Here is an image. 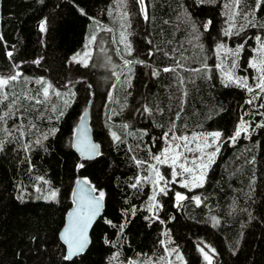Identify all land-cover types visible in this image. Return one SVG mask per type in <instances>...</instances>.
<instances>
[{
	"label": "trees",
	"instance_id": "obj_1",
	"mask_svg": "<svg viewBox=\"0 0 264 264\" xmlns=\"http://www.w3.org/2000/svg\"><path fill=\"white\" fill-rule=\"evenodd\" d=\"M143 5L147 18L138 0H0V68L18 71L6 98L0 94V264H127L165 257L167 246L180 249L186 264H209L205 250L217 264H264V92L249 67L259 58L256 37L264 41V0ZM120 18L133 60L120 77L114 47L110 66L70 59L93 21L113 31L96 35H115ZM221 44L243 49L233 56L218 51ZM234 60V77L247 78L252 92L226 86ZM86 108L99 144L92 159L71 145ZM241 118L247 131L233 142ZM205 130L223 135L203 185L180 188V203L165 187L152 203L144 179L152 156L166 138ZM77 177L104 192V207L86 251L66 260L58 232ZM37 185L55 189L56 198L35 197Z\"/></svg>",
	"mask_w": 264,
	"mask_h": 264
},
{
	"label": "snow or ice",
	"instance_id": "obj_2",
	"mask_svg": "<svg viewBox=\"0 0 264 264\" xmlns=\"http://www.w3.org/2000/svg\"><path fill=\"white\" fill-rule=\"evenodd\" d=\"M123 2V0H121ZM142 3L143 0H140ZM240 0H235L236 4H239ZM127 14L125 13V16ZM145 18H147V15L145 14ZM41 31H44V22L42 21L40 24ZM231 33V26L229 29L225 31V35H229ZM238 34V33H237ZM122 41L126 39L124 34L122 33ZM92 39L94 40L95 37L93 36ZM256 40L259 42V47L255 49V51L258 54V59L254 57L249 62V67L256 70V72L259 74L257 79V83L255 84V87L260 90V92H264V41H261V38L259 36L256 37ZM128 54H131L132 49L131 45H126ZM224 50L226 53H229L233 56H238L241 50L243 49V45L237 46L235 50L232 49H226L223 44L218 45L217 50ZM9 56H11V53H8ZM87 55V53H86ZM76 57H73V60H75ZM36 63H39V61H36ZM125 63H130L126 61ZM217 68H223V61H221L220 64H217ZM237 67L236 61L234 60L232 62V69L233 71H227L224 73L226 77V86L228 83H236L238 86L246 88L249 92L253 91L252 87L248 86L247 78H240V77H234V69ZM163 71H174V69L170 68H164ZM199 71V69L195 70ZM18 75V74H17ZM17 75H11L8 77L0 76V90L4 89L5 86H7L10 81L16 80ZM37 83H40V81H37ZM50 87V86H49ZM43 95L45 99H47L49 95L48 87H45L43 89ZM59 95V93H57ZM6 98V94H5ZM37 103H40L39 100H37ZM251 103V101H249ZM264 107V105H262ZM3 117H0V120H2ZM246 122L241 118L240 123L237 125V128L234 132V135L232 137H229V139L233 142H235L236 138L241 135V132H246L247 128L245 127ZM223 134L219 131L210 132V133H201L196 134L194 133L189 139L188 136H173V141H179L178 143H175L173 146L171 143L167 148H165L161 154L156 155L153 157V159L156 161V164H168L172 168V177L173 181L175 182V177L178 175H184L188 174L190 177L189 180H186L182 182V186L185 188H188L190 184L192 186H202L203 185V179H204V170L208 167L209 164H211L214 161L215 156L219 152V147L216 148V151L214 152H207L206 149L211 148L213 145L218 144L220 141V138ZM113 136L115 137V133H113ZM165 136H167V133H165ZM116 139H119L118 137H115ZM209 139H211V143L209 142ZM182 142V143H180ZM195 142V147H190L189 145ZM39 143V141H38ZM96 146H92V148H95ZM182 149V150H181ZM185 152L188 153H199L198 156L193 158L191 160V165L188 166V159L184 155ZM205 156L207 157V163L204 162ZM183 158V162H181ZM142 162L137 161V164H140ZM156 164H149L148 167L155 174V176H147L144 177L146 181H150L154 185H156L159 188V192L165 193L166 190L164 187H159V184L161 181H165V178L163 175H161L159 169L156 167ZM80 167H83V165H80ZM179 168L180 172H177L176 169ZM43 179V178H40ZM47 183V182H45ZM87 183V181H85ZM140 183V178L137 177L136 184H133L132 187L135 188L137 184ZM169 183V181H165V184ZM39 190V189H38ZM95 191V189H93ZM56 192L52 191L48 194L46 199H55ZM104 198V192H100L98 197H92L87 202V208L86 211L81 208L78 209L77 216L78 219L74 221L68 228L65 229V235L64 239L65 242L68 245V255H66L64 258L66 260L70 259L73 255L78 254L79 252H82L86 243V229L88 227V224L90 223L92 217L96 214V212L99 209L100 201ZM152 201L155 202V195H153L150 198ZM186 199L184 195L177 192L176 193V200L183 201ZM197 204L200 203L199 197H196ZM155 206V205H153ZM151 210V209H150ZM109 223H111L109 221ZM178 259H182V257L178 256ZM205 259L209 261V264H211V258L205 253ZM134 264V262H132Z\"/></svg>",
	"mask_w": 264,
	"mask_h": 264
},
{
	"label": "rangeland",
	"instance_id": "obj_3",
	"mask_svg": "<svg viewBox=\"0 0 264 264\" xmlns=\"http://www.w3.org/2000/svg\"><path fill=\"white\" fill-rule=\"evenodd\" d=\"M138 1H139V5H140V10L143 13V16L145 17V9H144L143 2L141 3L140 0H138ZM117 20L118 21L113 23L115 35L107 34L106 32H101L98 35H96L97 30H109V29L107 28L105 22L93 21V24L89 30L88 36H87V38L83 44V47L80 50L71 54L70 59L72 61L80 62L82 65H87L89 63H95L96 65H99L101 68L103 67V65L110 66V64H109V60L111 57L110 52L114 50L113 49V47H114L117 50V53H118L117 55L122 59L121 60L122 65H118L116 68V72H118L117 76L120 77L122 75L123 70H126L129 67V65H131V62H133V60L129 59L128 50L126 47V45H128V39H127V35H126L127 34L126 33V23L124 22L125 19L123 20L122 18H120ZM112 32L113 31L111 30L109 33H112ZM122 33L126 37V39L123 41H122V35H121ZM93 36L95 37L94 40L92 39ZM112 36H113V38H112ZM86 53H87V55H86ZM73 57H76V59L73 60ZM126 61H128L130 63H125ZM120 66H123V67L121 68ZM148 68L150 69V67H148V66L145 67V72L149 71ZM17 74H18V71L15 67H8L5 69L0 68V76L8 77V76L17 75ZM17 78H18V75H17ZM8 85L5 86L4 89L0 90L1 96L5 95V94L7 96V94L10 92V90L8 89ZM215 131H218V130L191 131V132H187V133H182L181 135H178V136H188L189 139H191V137L194 133L201 134V133H210V132H215ZM164 141L165 142L162 143V146L159 147V149L154 154V156L161 154V152L165 148H167L170 143L174 146L175 143L179 142V141H173L172 138H166V140H164ZM209 142L211 143V139H209ZM180 143H182V142H180ZM219 143H220V141L218 142V144H215L211 148L206 149V151L207 152L216 151V148L219 146ZM189 146L194 148L195 142H193ZM184 155L188 159V166H192L191 160L193 158H195L196 156H198L199 153L185 152ZM154 156H152V159ZM181 162H183V158H182ZM204 162L207 163V157L206 156H205ZM149 164H156V161L153 159V160H151V162H149L146 165V167H145L146 176L145 177L150 176V175L154 177L155 174L153 172H151V170L148 167ZM156 167L159 169L161 175L164 176L165 181H169V183H167V184H165V181H161L159 184V187L165 188V187L171 186V187L175 188L177 190V192L181 193L185 197H186V195L181 190H179L180 188H184V189L189 190V189H193L196 187V186H192L191 184L188 188H185L182 186V182L190 179L188 174H184L182 176L178 175L175 177V182H171V181H173L171 166L168 164H156ZM207 168L204 170V178H205V173L207 171ZM176 171L180 172V169L177 168ZM148 182L151 184V190H152L151 197L153 195L156 196V193L159 191V188L156 185H154L153 183H151L150 181H148ZM203 182H204V179H203ZM52 191L56 192V190L53 188L42 189L40 186L37 185L35 197L45 198ZM180 202L181 201H179V202L177 201V203H180ZM152 203H154V201H152ZM205 253H207V255L211 258V261H214V263L217 264L216 260L212 256V254H210L207 250H205ZM178 256L182 257V259H178ZM132 262H134V264H186L184 257H183V254L181 253L180 249H178L176 246H167L166 252H165V257L142 256V257L132 259L131 261L127 262V264H132Z\"/></svg>",
	"mask_w": 264,
	"mask_h": 264
},
{
	"label": "water",
	"instance_id": "obj_4",
	"mask_svg": "<svg viewBox=\"0 0 264 264\" xmlns=\"http://www.w3.org/2000/svg\"><path fill=\"white\" fill-rule=\"evenodd\" d=\"M71 145L74 152L81 159H92L96 157L99 153V144L95 141L92 130L89 125V110L86 108L82 114L80 115L73 131ZM96 146L92 148V146ZM82 177H77L72 186L71 192V204L65 212L63 224L58 232V238L62 245L64 246L65 256L68 255V245L65 242L64 235L65 229L68 228L74 221L78 219L77 212L78 209L83 208L86 211L87 202L92 197H98L99 194L97 191H93L95 189L93 185L89 182L85 183ZM104 207L103 199L100 201L99 209L96 214L92 217L88 227L86 229V243L82 252H79L76 255H73L71 260L78 255L84 253L90 244V232L95 224L98 217L101 215Z\"/></svg>",
	"mask_w": 264,
	"mask_h": 264
}]
</instances>
